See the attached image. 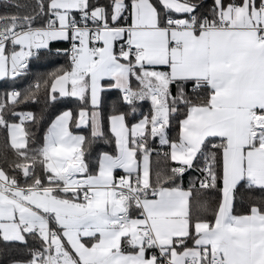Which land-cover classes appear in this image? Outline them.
Segmentation results:
<instances>
[{
	"label": "snow or ice",
	"instance_id": "1",
	"mask_svg": "<svg viewBox=\"0 0 264 264\" xmlns=\"http://www.w3.org/2000/svg\"><path fill=\"white\" fill-rule=\"evenodd\" d=\"M2 3L0 80L66 57L0 99L14 153L0 166V243L27 257L10 264H264V196L234 208L241 187L264 193V0ZM41 94L77 107L38 142L36 114L16 109ZM156 138L172 166L153 171ZM98 140L114 147L91 160Z\"/></svg>",
	"mask_w": 264,
	"mask_h": 264
},
{
	"label": "trees",
	"instance_id": "2",
	"mask_svg": "<svg viewBox=\"0 0 264 264\" xmlns=\"http://www.w3.org/2000/svg\"><path fill=\"white\" fill-rule=\"evenodd\" d=\"M210 2V0H209ZM4 7L2 0H0V13L4 12ZM66 45L62 43H53L52 48L55 50L59 47H65ZM66 60V57L63 55L60 56H50V57H42L40 60L33 59L31 61V67L29 75L26 77H21L15 83L13 84L12 81L9 80H0V99L3 98V94L5 91H10L11 88L14 86L18 90H26L30 84H34L36 79L41 76V74H45L49 71H51L53 68L59 66L60 64H63ZM118 93L116 91H113L110 96L109 100L106 104V111H110V103L111 100H114ZM77 102L75 98H61L56 103H48L47 105L44 103V96L43 94L40 95V101L39 103L36 102H29L27 105L21 104L17 107V111L23 110V111H32L37 116V123L35 126H30L31 130L35 133V137L38 142H42V138L44 133L47 130V127L51 123V121L55 118L56 115H59L60 112L67 110V109H76ZM149 105L147 103L143 106V111H148ZM139 114H137V119H139ZM183 117H173L171 120V125L168 128V135L170 138H176L178 133V120L182 119ZM81 132V134L89 135L88 129H82L78 130ZM107 131V129H106ZM110 135V133H109ZM114 147V143H108L105 140H98L92 143L90 146V154L89 159L95 160L98 153L102 151H112ZM152 147L155 149L153 151L151 161H152V167L153 171L163 169L166 166L170 167L172 166V162L168 161L167 158L164 156V153L167 152L168 146L167 145H161L159 143V139L156 138L155 141L152 143ZM160 150H163L164 153L162 154ZM5 156L11 160L14 158V153L12 152L11 148L8 146L7 140H6V133L3 129H0V166L5 167L7 170V164L4 163ZM198 167H203V157L200 158V160L197 161ZM121 173L117 171V175H120ZM200 176V173L198 171L190 170L183 178V183L187 187L190 181ZM264 196V193H261L259 191H247L243 187H241L235 194V200H234V208L237 214L245 212L250 204L253 201H258L261 199V197ZM195 197V194H194ZM203 197L206 198L209 203L214 207L216 201L220 197V193L216 190H210L203 193ZM212 208L208 209L207 214L211 215ZM31 243V242H30ZM23 249L17 245V244H9L5 245L3 243H0V264H10V261L13 258L17 259H24L27 258L23 255Z\"/></svg>",
	"mask_w": 264,
	"mask_h": 264
},
{
	"label": "built area",
	"instance_id": "3",
	"mask_svg": "<svg viewBox=\"0 0 264 264\" xmlns=\"http://www.w3.org/2000/svg\"><path fill=\"white\" fill-rule=\"evenodd\" d=\"M153 148V147H152ZM153 150H155L154 148H153ZM160 152L163 154L164 153V151L163 150H160Z\"/></svg>",
	"mask_w": 264,
	"mask_h": 264
},
{
	"label": "crops",
	"instance_id": "4",
	"mask_svg": "<svg viewBox=\"0 0 264 264\" xmlns=\"http://www.w3.org/2000/svg\"><path fill=\"white\" fill-rule=\"evenodd\" d=\"M122 174V170H118Z\"/></svg>",
	"mask_w": 264,
	"mask_h": 264
}]
</instances>
